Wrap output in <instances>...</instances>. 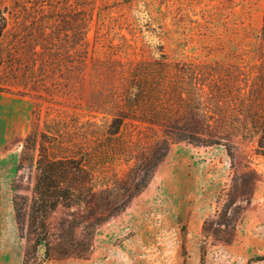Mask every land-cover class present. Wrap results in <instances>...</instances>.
I'll return each mask as SVG.
<instances>
[{"label": "rangeland", "instance_id": "374dc122", "mask_svg": "<svg viewBox=\"0 0 264 264\" xmlns=\"http://www.w3.org/2000/svg\"><path fill=\"white\" fill-rule=\"evenodd\" d=\"M0 11V264H264V154L236 130L264 117V0H0ZM156 62L168 87L193 75L208 117L235 127L218 132L228 142H172L117 215L94 226L82 204L58 206L34 237L14 212L35 181L25 138L52 123L100 135L119 77ZM122 137L124 157L92 162L99 183L130 176L138 150L163 139L139 121Z\"/></svg>", "mask_w": 264, "mask_h": 264}, {"label": "trees", "instance_id": "16d2710c", "mask_svg": "<svg viewBox=\"0 0 264 264\" xmlns=\"http://www.w3.org/2000/svg\"><path fill=\"white\" fill-rule=\"evenodd\" d=\"M90 22L87 18L86 27ZM6 19L0 11V37L6 29ZM160 68L156 73L154 66ZM164 62L139 65L130 68L120 76L116 103H110L114 111L109 116L100 135L85 128L82 134L77 127L63 134L55 124H47L45 131L33 130L24 140L23 154H33L32 163L35 181L28 210L21 209L14 202L15 217L18 222L26 217V227L34 237L46 234V220L58 206L80 207L82 204L93 225L97 226L124 210L149 184L151 174L167 154L172 142L183 141L197 147H212L228 142L232 134L218 133L220 129L235 128L231 123L213 122L199 103L193 85V75L185 81L187 87L179 82L167 85V72ZM180 73L175 76L179 79ZM139 121L151 128H157L163 135L162 141L140 148L133 157L135 165L132 174L125 178L109 179L99 183L93 161L104 167L114 164L124 157L130 141L122 137L124 128L130 122ZM94 125L92 123H87ZM239 125L242 137L257 138V152L264 154V117L259 123L253 118ZM95 126V125H94ZM92 132V133H91ZM239 132V131H237ZM66 138L64 139V137ZM79 136V137H78ZM96 138H99L98 140ZM97 140V141H96ZM92 149H91V145ZM229 157L231 151L227 145Z\"/></svg>", "mask_w": 264, "mask_h": 264}]
</instances>
